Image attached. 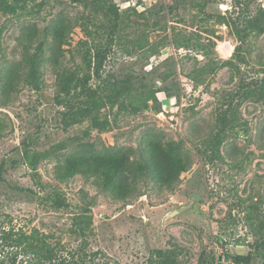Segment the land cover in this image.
<instances>
[{
	"label": "rangeland",
	"instance_id": "1",
	"mask_svg": "<svg viewBox=\"0 0 264 264\" xmlns=\"http://www.w3.org/2000/svg\"><path fill=\"white\" fill-rule=\"evenodd\" d=\"M240 1L234 12L235 0H112L120 17L111 36L103 12L91 13L73 0H34L33 11L0 12V70L21 59L24 24L44 28L65 18L72 30L59 57L61 69H79L85 46L110 44L103 79L93 78V86L118 78L130 81L135 94L156 91V100L139 112L105 106L100 116L110 124L104 130L89 119L65 128L52 63H44L39 90L21 83L12 101L0 104V233L38 229L61 253L86 257L89 264H148L157 249L170 248L179 249L184 264L212 255L232 264L233 256L247 254L264 219V33L247 38L243 63L235 56V34L220 19L252 16L264 0ZM237 90L250 92L235 98L233 127L210 162L201 150ZM155 135L180 142L192 160L173 189L144 177L139 192L123 201L99 190L93 178L55 177L61 154L81 141L134 148L139 155L144 139ZM61 142L67 147L56 148ZM25 149L50 152L32 168ZM79 216L84 234L76 225ZM12 251L0 248V259L13 264ZM263 252H255L250 264H264ZM26 258L18 254L17 264Z\"/></svg>",
	"mask_w": 264,
	"mask_h": 264
},
{
	"label": "trees",
	"instance_id": "2",
	"mask_svg": "<svg viewBox=\"0 0 264 264\" xmlns=\"http://www.w3.org/2000/svg\"><path fill=\"white\" fill-rule=\"evenodd\" d=\"M34 0H0V12L3 14L17 15L22 12L33 11ZM82 2L91 13L103 12L110 20V36L119 27V9L112 0H73ZM240 0H235L234 12L240 9ZM221 22L230 26L239 44L236 46L235 56L240 62H245L243 45L251 35L264 33V8L254 15L246 17L241 14L235 18L232 15H221ZM72 30L70 20L58 18L48 26L40 28L37 23L24 24L19 35V43L22 48V57L18 62L10 63L0 70V104L8 105L13 100L14 92L24 83L34 90H39L43 83V66L46 61L52 63L56 71L57 100L64 109L62 111V123L65 128L70 125L91 120L92 126L104 130L110 124L109 120L100 116L101 110L110 105L117 104L121 109H130L139 112L149 108V101L156 100V91L145 96L135 94L130 81L103 80L93 86V78L103 79L105 62L111 50L110 44H94L85 46L82 51L83 65L79 69H61L59 61L63 45ZM86 36H91L87 26L83 27ZM87 44V43H85ZM50 52V55H48ZM232 67L239 68L234 60L227 61ZM264 88V86H262ZM249 94L250 90L236 91L227 99L226 108H222L218 116L217 131L205 141V150H201L209 156L213 162L219 154L227 132L233 127L231 121L234 118V101L240 93ZM261 97H264L261 95ZM67 147L66 142L56 145V148ZM50 151L34 152L25 149L24 160L35 168L42 158H46ZM134 148L123 146L97 147L93 142L81 141L71 152H64L55 166V177L60 181H66L80 174L86 178H93V184L101 191L114 199L128 200L139 192L138 182L141 178H151L160 188L173 189L180 179L182 172L192 166V160L183 149L180 142L159 136H148L144 139L136 155ZM135 154V156H133ZM4 163L0 165V171ZM1 178V172H0ZM63 206L65 201L57 199ZM259 228L255 234L259 237L252 244V249L247 254L233 256L232 264H250L255 252L259 253L264 248V219L259 220ZM91 223V218L88 224ZM76 225L81 234L85 233L82 217H78ZM89 226V225H88ZM49 236L38 229L26 232L22 229L10 228L0 233V248L11 247V263L17 264L18 254L26 256L22 264H89L86 257L76 254L64 255L49 240ZM157 257L150 258L148 264H184L180 260L178 248L166 250L157 249ZM264 253V252H263ZM0 264H6L4 258ZM199 264H229L224 258L202 256Z\"/></svg>",
	"mask_w": 264,
	"mask_h": 264
},
{
	"label": "water",
	"instance_id": "3",
	"mask_svg": "<svg viewBox=\"0 0 264 264\" xmlns=\"http://www.w3.org/2000/svg\"><path fill=\"white\" fill-rule=\"evenodd\" d=\"M184 207H181L179 210H182Z\"/></svg>",
	"mask_w": 264,
	"mask_h": 264
}]
</instances>
